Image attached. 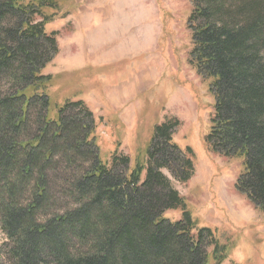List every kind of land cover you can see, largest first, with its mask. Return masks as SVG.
Masks as SVG:
<instances>
[{
  "label": "trees",
  "instance_id": "trees-1",
  "mask_svg": "<svg viewBox=\"0 0 264 264\" xmlns=\"http://www.w3.org/2000/svg\"><path fill=\"white\" fill-rule=\"evenodd\" d=\"M190 1L189 63L213 98L205 139L242 162L236 188L264 212V0ZM58 9V0H0V264H222L227 246L198 227L162 171L178 181L193 172L192 150L172 140L175 122L154 125L129 168L116 151L101 158L81 99L51 103L42 70L57 47L45 24ZM78 161L88 165L76 174ZM52 168L72 174V205L46 215Z\"/></svg>",
  "mask_w": 264,
  "mask_h": 264
},
{
  "label": "rangeland",
  "instance_id": "rangeland-1",
  "mask_svg": "<svg viewBox=\"0 0 264 264\" xmlns=\"http://www.w3.org/2000/svg\"><path fill=\"white\" fill-rule=\"evenodd\" d=\"M58 1L45 24L57 47L42 70L52 77L51 103L81 99L92 113L101 158L109 161L116 151L129 158V168L143 157L154 125L175 122L172 140L192 150L193 172L178 181L162 171L198 227L214 230L227 246L222 264H264V212L236 188L242 162L215 152L205 139L213 98L209 80L189 63L191 1ZM77 165L76 174L88 163ZM48 175L53 202L46 215L72 205L66 193L72 174L52 168ZM180 213L165 211L170 220ZM6 241L0 229V244Z\"/></svg>",
  "mask_w": 264,
  "mask_h": 264
}]
</instances>
